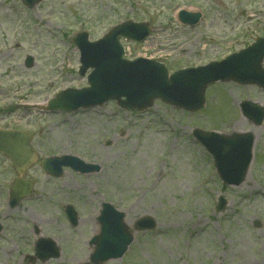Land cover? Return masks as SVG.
<instances>
[{
    "label": "rangeland",
    "instance_id": "374dc122",
    "mask_svg": "<svg viewBox=\"0 0 264 264\" xmlns=\"http://www.w3.org/2000/svg\"><path fill=\"white\" fill-rule=\"evenodd\" d=\"M180 8L206 15L196 27L183 26L176 17ZM126 19L152 27L142 44L126 42L127 54L151 56L172 72L223 57L238 47L236 39L263 36L264 0H41L33 10L21 0H0V128L30 132L41 157L72 154L100 165L97 172L66 170L50 178L38 163L26 175L32 198L10 208L6 195L16 175L0 154V264L87 261L103 202L125 214L134 238L122 258L104 264H264V118L255 125L238 106L250 100L264 108V90L214 83L196 112L161 100L143 112L113 101L74 114L36 107L87 84L78 75L76 33L87 31L95 40ZM193 128L253 134V157L239 185L218 179ZM219 195L226 208L217 213ZM68 204L77 213L75 226L64 215ZM143 215L155 219V229H133ZM38 237L52 238L60 256L40 262L33 250Z\"/></svg>",
    "mask_w": 264,
    "mask_h": 264
},
{
    "label": "water",
    "instance_id": "95a60500",
    "mask_svg": "<svg viewBox=\"0 0 264 264\" xmlns=\"http://www.w3.org/2000/svg\"><path fill=\"white\" fill-rule=\"evenodd\" d=\"M28 7H33L39 0H23ZM198 15L188 16L181 12L183 22L194 23ZM193 18V20L191 19ZM149 32L144 23L128 21L114 27L102 39L88 42L87 34L81 33L74 39L81 53L82 66L79 73L84 74L87 67L94 69L88 75L89 87L67 89L50 100L48 109L72 112L79 108L102 105L108 99L117 100L123 108L143 110L152 105L153 99L162 101L185 110L195 111L204 105V91L207 85L218 80L235 81L241 84L255 83L264 87V70L261 67L264 56V38L259 39L249 52H242L221 62H213L197 69L177 72L168 76L163 65L145 59L126 61L122 58L119 36L136 42L142 41ZM31 65V58L26 61ZM124 96V99L121 97ZM243 112L256 122L263 117V110L250 102L242 104ZM193 134L210 151L215 159L219 175L227 182L240 181L247 169L253 138L250 134L221 135L215 132H202L195 129ZM0 151L6 153L14 162L18 174H22L34 159L33 149L29 145V135L15 130H0ZM43 168L52 175H60L62 166H71L74 170L88 172L97 166L85 164L73 156L45 159ZM235 167L237 169H235ZM234 173V174H232ZM234 175L233 179L231 176ZM22 186V191L20 190ZM29 183L17 179L12 190L11 205H16L22 195L28 194ZM224 208V202L217 210ZM71 221L75 223V213L68 208ZM124 214L110 204L103 203L98 217L100 232L92 237L93 244L89 256L90 263L103 264L109 259L121 257L131 242V233L123 222ZM155 221L144 216L135 223L136 229H151ZM37 254L44 258L57 257L59 250L50 239L38 241Z\"/></svg>",
    "mask_w": 264,
    "mask_h": 264
}]
</instances>
